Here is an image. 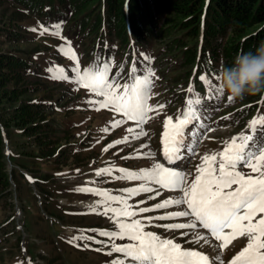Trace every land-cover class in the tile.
<instances>
[{
	"label": "rangeland",
	"instance_id": "374dc122",
	"mask_svg": "<svg viewBox=\"0 0 264 264\" xmlns=\"http://www.w3.org/2000/svg\"><path fill=\"white\" fill-rule=\"evenodd\" d=\"M38 22L35 16L24 13L15 4L0 0V28L3 32L0 35V54H13L23 58L30 67L20 74L16 85L10 82L7 86H13L17 91L28 90L17 98L13 106L17 107L21 101L51 106L50 110L41 111L45 119L38 121L51 124V127L44 128L49 136L54 135L53 126L58 122H66L68 130L66 136L56 134L53 142H44L41 146L34 136L23 134L22 129L13 124L2 129L5 170L10 181L8 190L11 195L0 193V264H111L113 260L124 259L122 253L114 251V246H124L133 241L127 237L121 239L102 236L100 232H118L120 222L131 223L134 220L141 221L145 232H152L161 239H172L182 249L199 251L210 258L217 254L221 256L222 253L208 243L197 240L196 234L203 235V231L196 229L202 225L197 224L195 230L166 227L170 224L188 223L190 218L155 219L187 210V206L185 209L183 204L166 209L154 207L166 199L180 198L178 194L170 195L168 192L172 189L167 190L155 184L150 192L129 196L126 189L150 184L139 181L132 185L129 179L123 178L125 173L119 171L125 169L126 172L139 173L142 169H151L157 163L156 150L161 146V117L170 111L178 116L181 114L180 110L164 107L161 97L156 100L151 94L149 105L163 107L149 112L143 125H124L119 115L106 112L111 106L100 107L105 98L99 101V96L91 89L74 82L76 73L72 69L77 67V62L81 72L92 67L89 59L82 55L83 50L73 42L77 51L71 50V55L62 53L61 46L58 47L61 43L57 44ZM168 38L173 40L171 36ZM168 38L165 37L164 42ZM175 51L180 53L178 48ZM73 53L75 59L71 58ZM193 65L194 63L183 64L174 74H179L178 79H185ZM49 68L63 71L49 72ZM119 84L122 86V83ZM155 85L156 83L154 92H157ZM263 94L264 88L254 94L256 102H259ZM250 95L247 94L246 98ZM246 103H252V100L245 101L239 107ZM229 105L224 110L217 105L211 107L208 111L213 127L210 137L202 141V145L195 149V154H182L184 168L187 165L189 168L192 163V167L185 173L187 181L192 179L203 156L220 153L230 139L246 130L247 123L229 126V114L236 112L233 117L239 121L241 113L234 111L239 108L238 103L237 107ZM254 114L257 116L251 121L257 119L255 142L264 143V126H260L264 121V104ZM252 127L253 123L250 130ZM141 129L146 135H138ZM60 130L63 131L64 128L60 127ZM190 138L192 140L188 144L198 139ZM197 145L198 142L194 148ZM163 160L159 159L160 164L167 166ZM104 169L109 171H102ZM84 188L95 189L96 192L82 191ZM108 197L117 199L111 200ZM96 198L101 200L97 206L80 208L76 205L77 201ZM122 200L129 205L128 211L136 213L135 216H118L109 210L124 209ZM145 207L152 208L153 211H140ZM261 216L257 214L255 221ZM244 241L225 257L233 255L243 246ZM108 252H112V255H108ZM125 264L136 262L129 258L125 260Z\"/></svg>",
	"mask_w": 264,
	"mask_h": 264
},
{
	"label": "snow or ice",
	"instance_id": "6c2138e0",
	"mask_svg": "<svg viewBox=\"0 0 264 264\" xmlns=\"http://www.w3.org/2000/svg\"><path fill=\"white\" fill-rule=\"evenodd\" d=\"M54 27L57 29L54 34H59L60 25L57 24ZM32 30L36 31V29ZM71 58L75 59L74 53ZM144 59L148 60L149 58L145 56ZM48 71L63 70L49 68ZM72 71L76 73L74 82L105 98L100 107L111 106L118 113H122L127 120L135 121L138 125L146 123L149 112L163 107L162 105L155 107L149 105L148 101L152 90L151 77L154 76V73L149 70L146 75L143 73L137 75L138 67L135 61L130 70L131 83L126 82L122 86L116 82L115 78L109 80V62L85 68L83 72L77 62V67ZM199 79L205 81L206 77L200 75ZM188 91L192 93L193 88L190 86ZM231 99L228 97V100ZM202 108L203 101L199 97L190 98L186 101V108L182 116L178 117L175 123H173L172 117L166 118L164 122L165 157L170 163L182 159L184 152L195 154V143L204 139L208 132L213 131L211 128H205L203 122L205 113L202 112ZM252 123L251 135L233 137L231 142L219 153L218 167L216 154L202 157L204 166L197 169L200 174L195 177L194 182L187 190L183 187L186 184L184 172L164 167L159 163L154 164L151 169H142L139 173H130L125 169H119L120 172L125 173L123 178L152 181L164 188L183 191L182 197L166 199L154 206L156 209H166L172 205L187 204V210L155 217L159 220L175 217L190 218L188 223L167 225L166 227L169 229L189 228L195 230L198 222L208 230L216 241L223 242L219 245L221 251L236 237L247 235V246L232 259L230 264H264V217L253 223L257 214L264 213V166L261 164V161H264V143L257 144L255 142L256 121ZM189 126L191 129L186 133ZM262 126H264V122H262ZM186 134L188 137L198 139L193 140L191 144H186ZM138 135H146V133L141 129ZM121 142L117 141V143ZM241 168H248L251 173L245 174L240 170ZM102 171L107 172L109 169ZM81 190L96 192L91 188ZM126 191L129 196H132L141 192H150L152 189L142 185L139 188L126 189ZM97 194L106 195L104 193ZM108 199L116 200L117 197H108ZM122 203H124V209L109 210L118 216L132 217L136 215L135 212L127 210L129 206L126 201H122ZM140 211L151 212L153 209L145 207ZM245 221L247 224L244 223ZM144 227L140 220H134L131 223L120 222L118 232H100L102 236L121 239L126 236L133 241V243L124 246H114V251L122 253L124 259L113 260L111 264H125V260L129 258L136 264H216L217 261L219 264H223L219 254L210 258L209 255L199 251L182 249L181 245L172 239H161L152 232H145ZM226 229H230L231 232L226 233ZM196 238L198 241L208 243L206 236L197 233ZM107 254L112 255V252Z\"/></svg>",
	"mask_w": 264,
	"mask_h": 264
},
{
	"label": "trees",
	"instance_id": "16d2710c",
	"mask_svg": "<svg viewBox=\"0 0 264 264\" xmlns=\"http://www.w3.org/2000/svg\"><path fill=\"white\" fill-rule=\"evenodd\" d=\"M6 1L42 19L44 24L61 23L64 34L73 39L84 43L96 41L101 52L106 54L112 50L122 59L120 61L135 58L137 62L146 55L161 75L177 72L183 64L194 63L190 70L196 67L198 72H204L209 82L213 78L219 80L221 70L231 67L238 54L255 52L264 42V0ZM165 37L168 38L166 42ZM177 48L180 53L175 51ZM28 68L23 58L0 54V193L8 196L11 195L10 181L5 170L2 129L13 124L22 129L23 134L34 136L41 146L44 142H53L56 134L66 136L68 130L66 122H58L53 126L54 135L47 134L44 128L51 124L38 121L45 119L42 110L51 109L48 104L21 101L17 107L13 106L28 90L17 91L7 84L16 85L20 74ZM177 82L175 79L170 84ZM254 94L246 98V93L244 99L235 98L238 106L252 100L244 104V113L253 110L254 106H249L256 103Z\"/></svg>",
	"mask_w": 264,
	"mask_h": 264
},
{
	"label": "clouds",
	"instance_id": "9594fccd",
	"mask_svg": "<svg viewBox=\"0 0 264 264\" xmlns=\"http://www.w3.org/2000/svg\"><path fill=\"white\" fill-rule=\"evenodd\" d=\"M220 88L229 97L243 98L264 88V42L255 52L238 54L231 67H224L219 74Z\"/></svg>",
	"mask_w": 264,
	"mask_h": 264
},
{
	"label": "bare ground",
	"instance_id": "6f19581e",
	"mask_svg": "<svg viewBox=\"0 0 264 264\" xmlns=\"http://www.w3.org/2000/svg\"><path fill=\"white\" fill-rule=\"evenodd\" d=\"M106 112H110V113H112V111L111 110H106ZM113 114H115V113H113ZM120 117V116H119ZM120 120L121 121H123V120H127V118H121L120 117ZM124 122V121H123ZM125 123V122H124ZM124 125H129L128 123H126V124H124ZM130 126V125H129ZM164 161V163L167 165V161L164 159L163 160ZM108 186V185H107ZM124 187V186H123ZM148 196V195H147ZM124 199H125V197H124ZM101 200L100 199H87V200H84V201H77V203H76V205L78 206V207H80V208H84V207H90V206H97L98 204H99V202H100ZM123 201V200H122ZM129 206V205H128ZM237 244H235L233 247H235Z\"/></svg>",
	"mask_w": 264,
	"mask_h": 264
}]
</instances>
